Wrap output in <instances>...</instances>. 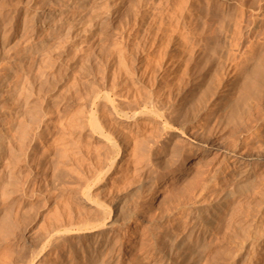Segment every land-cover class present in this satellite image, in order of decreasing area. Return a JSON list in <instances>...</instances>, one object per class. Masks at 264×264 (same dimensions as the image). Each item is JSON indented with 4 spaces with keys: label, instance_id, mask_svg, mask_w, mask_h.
<instances>
[{
    "label": "rangeland",
    "instance_id": "374dc122",
    "mask_svg": "<svg viewBox=\"0 0 264 264\" xmlns=\"http://www.w3.org/2000/svg\"><path fill=\"white\" fill-rule=\"evenodd\" d=\"M227 1L96 0L92 6L83 5L75 13L57 14L44 27L40 21L35 26L33 36L19 33L5 44V48L0 50V84L4 81L0 85V135L6 137L8 147L5 152L0 150V264H82L80 260L72 258L73 254L72 257L68 255L63 243L57 252L54 248L44 250L40 258L37 251L40 242L55 231L72 224L77 225L83 218L93 216L95 212L92 211L93 208L95 211L97 203L109 205V209L111 206L113 209L110 211L117 208L120 210V217H130L128 226L135 228L132 237L139 241L134 250L136 252L131 257L125 256L127 260H123L121 264H139L136 260L140 255L139 245L155 249L165 247L164 252L169 254V260L167 257L165 259L169 264H174L173 257L179 259V256L182 257L181 261L184 259L182 263L190 262L188 264H200L201 257L206 260L202 264H245L252 241L256 244L264 237V231L258 230L256 220L264 218V167L251 177V180L257 179L255 183L253 180L249 183L244 198H240L225 212L220 228L215 229L217 231L208 226L207 235H204L201 228L197 237L193 227L196 223L199 225V222L195 219L191 225L193 227L190 226L191 229L188 230L190 227L187 226L185 233L183 232V242L187 245L182 242V246H179V239L173 245L169 240L174 234L179 237V225L186 224L191 217L186 211L190 196L205 185L207 192L213 186L220 185L218 182L220 183L219 178L222 176L221 171L226 158L230 157L229 153L224 152L232 149L236 141H241L250 150L247 149L252 158L264 157V136L262 139L260 135L256 136L258 129L255 133L249 132L250 126L256 125L259 128L258 124L264 120V83L258 96L248 101L250 115L244 120L242 128H237L226 120L218 125L215 114L211 117L206 115L207 111L216 109L222 103L220 99L226 88H211L203 95V102L197 113L199 116L195 122L192 121L191 131H202L203 137L211 140L212 145L219 149V153L210 156L207 162L198 159V152L193 153L187 146L179 145V139L170 137L164 140L159 134L155 136V125L150 118L138 117L130 130L132 143H129L127 152L132 153L129 165L116 168L108 178L103 179L95 188L96 193L93 192L94 199L84 200L79 194L81 184L90 179L95 170L111 161L102 141L96 138L95 133L90 134V123L99 114L97 108L95 110L94 98L97 94L106 92L114 99L113 106L105 105L108 109L100 111L104 120H107L102 123L101 129L106 133L112 131V136L121 139L123 132L127 133L124 115L146 105L147 95L156 93L161 83L158 77L163 73L171 75L179 68L188 69L186 77L180 82L173 81L172 84L175 105L186 110L182 103L187 101L186 95L191 89L189 87L196 86L199 74L206 75L197 88V94L205 92L215 75H219L225 66H230L232 72L238 68V63L242 66L241 62L250 59L246 64L243 62V66L252 71L255 67L253 60L257 57L255 60H260L264 70V0L260 2V16L238 26V29H242L249 25L251 31L244 28L238 32L237 29L234 37L231 36V30L236 22V14L224 8L223 4ZM239 1L228 2L235 6ZM39 4H42L41 0L37 5L42 7ZM56 9L59 10L57 3L52 5V10ZM237 21H240L239 18ZM55 26L58 29L53 31ZM48 37L50 42L46 51L35 56L25 52L24 48L29 44L40 43ZM229 42L230 45L235 43V48L227 45ZM190 49L194 52L191 57H186L187 50ZM249 51H253L255 57ZM157 65L162 69L157 71L158 75H153ZM231 72L229 75L223 74L224 81H227ZM154 77L155 81L157 79L155 84ZM219 90L224 91L221 93ZM116 98L123 100V103L115 100ZM111 106L113 111L110 112ZM176 118L174 121L177 124H172L174 127L179 125V116ZM137 120L146 126L140 125ZM139 125L142 128L139 129ZM133 142L136 144L134 151ZM160 143L163 147L151 156L153 162H149V146ZM163 149L166 150L162 151ZM131 162L134 164L131 165ZM181 163L186 164L185 169L195 166L179 180ZM139 167L149 170L147 174H143L145 177L138 171ZM172 173H176L178 179L165 185L162 180ZM112 177L117 180L108 188ZM123 178L127 181L124 185L121 183ZM102 185L105 186L104 189ZM212 205L211 201L201 204L196 216L199 214L210 218ZM257 215L260 216L256 217ZM246 229L250 233L244 237ZM126 238L122 240L125 248L130 243ZM206 238L212 239L211 245V240ZM191 239L202 244L198 242L191 248ZM203 245V249L208 245L204 251L201 248ZM183 250H187L188 254L184 255L186 251ZM199 251H203V254ZM250 257V264H264V245L257 246ZM98 259L92 260L94 263L91 264H101ZM193 259L199 262H194ZM167 262L164 264H168Z\"/></svg>",
    "mask_w": 264,
    "mask_h": 264
},
{
    "label": "bare ground",
    "instance_id": "6f19581e",
    "mask_svg": "<svg viewBox=\"0 0 264 264\" xmlns=\"http://www.w3.org/2000/svg\"><path fill=\"white\" fill-rule=\"evenodd\" d=\"M38 1L39 0H0V50L4 49L5 44L7 42H9L12 38H16L19 35V33L20 34L23 33V35L30 34L31 36H33L36 32L35 26L38 25V23H40V21L43 22L42 26L44 27V25L48 22V20H51L50 18L55 17L57 14L63 15L64 13H68V12H72V11L74 12L76 9L80 8L83 5L92 6V4L96 3V0H41L42 4H39V5H42V7H38V5H37ZM228 1H230V0H228ZM228 1L225 2L224 4L222 2V4L226 10L232 11L237 16V17L235 16L236 22L235 23L233 22L234 27L231 30V36L234 37L240 23H242L246 20H249V19H251V20L257 19L260 16V14H261L260 10H262L261 9L262 5L260 3L261 0H240L239 4H236L235 6L230 4ZM55 3L58 4L59 10H57V9L55 11L52 10V5ZM90 9H91V7H90ZM52 12H55V13H52ZM91 17H93V16H91ZM91 17H90V20H91ZM238 18L240 20L239 22L237 21ZM231 19H233V18H231ZM235 20L233 19V21H235ZM255 21L254 22L251 21V22L255 23ZM258 22H256V24ZM249 23H250V21H249ZM248 26H246L247 28H245V27H243L242 29L239 28L238 32L240 29L243 30L244 28L249 30ZM250 26H251V23H250ZM255 27H257V26H255ZM219 28H221V27H219ZM230 28H232V27H230ZM55 29H56V26L52 30L54 31ZM253 29H254V27H253ZM250 31L251 30H249V32ZM224 34H225V32H224ZM228 35H230V34H228ZM240 35H241V33H240ZM243 35H244V33H243ZM252 35H254V34H252ZM191 36H193V35L191 34ZM262 36L264 37V34ZM258 37H256V38H258ZM227 38H228V36H227ZM230 39H231V37H230ZM234 39H233V41H234ZM49 40L50 39L48 37L40 43L34 42V43L29 44L27 47L24 48L25 52H29L31 55H34V56L36 54H40L42 51H44V50L46 51V48L50 42ZM230 41H232V39ZM258 41L260 42V40H258ZM230 43L231 42H229V44H227V45L234 47L233 45L235 43L233 45L232 44L230 45ZM251 43L253 44V41ZM184 44L186 45V43H184ZM184 51H182V52H184ZM193 52H194V50L193 51H191V49H190V51L187 50L186 57H187V55H188V57H191ZM252 52H250V53H252ZM219 54H220V52H219ZM223 54H225V53H223ZM246 54L248 55V52H246ZM240 55L242 57H244L242 53ZM252 55H253V53H252ZM252 55H250V56H252ZM184 57H185V55H184ZM224 57H225V55L223 56V58ZM253 57H255V56L253 55ZM185 59L186 58H184V60ZM240 59H243V58H240ZM255 59L254 60L252 59L253 62L255 61V67L252 71H249L246 67L243 66V64L244 63L246 64V62L249 61L250 59L246 60V62L243 61L244 63L241 62L242 61L241 60L240 62L242 63V66H239V63H238V68L233 70L232 72L230 71L231 70L230 66H225L224 70L219 75H215L213 82L207 87L205 92L202 93L199 91L200 93L197 94V92L199 90L197 88H199V86L201 85L200 82L204 81L203 80L204 75H206L204 73L199 74L198 75L199 79L197 80L198 82L197 83L195 82L196 86H194L193 88L189 87L191 89L188 93V96L186 95L187 101L184 100L182 103V105L186 107V110L181 109L182 107L180 108V105H179V108H178V106L175 105V102H174L175 100H173V96H174L175 92H174V90H172V84H173V81L179 80V82H180V80H182L184 77H186L188 69L186 70V67H184L183 69L179 68V70L174 71L176 73H172L171 75H170V73L169 74H164V73L161 74L160 77H158L159 78L158 80H160L161 83H160L158 89L156 90V93L151 92V93H149V95H147L148 97L146 96L147 97L145 99L146 105L144 107L141 106V108H139L140 110H138V111H132L131 114L124 115L123 120L125 122L124 126H125V131H127V133L126 132H123V134L121 133L123 135V138H121V139L119 137H118L119 138L118 139L116 136H112V133H110L112 131L106 133L105 131H103L101 129L102 123H106L104 121H107V120H104L105 117L102 114H100V113H102L100 111L104 110L103 108H105V110L108 109V107H107V109H106V107H104L105 105L110 106V104H112V106H113V102H114L113 100L114 99H113V97L111 99L110 95H108L106 92L105 93L99 92L100 94H97L96 98H94V99H96L95 110L97 108V111H99V114L95 118V120L90 123V126H89L90 127V134L95 133L97 135V136L95 135L96 138L98 140L102 141V144L106 150V155L108 158L111 159V161L107 162L106 166L100 167L97 170H95L94 173H92L93 175L90 176L91 177L90 179L86 180L82 184L79 183V185L81 184V186H80L81 188L79 191L80 196L83 199L85 198L88 200L93 198L92 196H93V192H94L95 188L98 186V184L103 179L108 178L113 172H115L116 168L118 169V167L120 168L122 166L129 165V163L131 161L130 158H131V153H132L131 151H130L131 153L127 152L128 146H130L129 143H132V142H130V140H132L130 137V132H131L130 130L132 127H134L135 124L133 122L136 121L135 119L136 118L138 119V117L143 118V119L144 118L145 119L150 118V120L155 125V128H154L155 130L154 131L152 130L154 132L153 134H155V136H157L159 134L160 137L164 140L169 139L170 137L177 138V140L179 139V145L181 144L183 146H187L188 150L192 151L193 153L198 152L199 156H200V157L198 156L199 157L198 159L200 161L202 160V161L207 162L208 158L210 156L216 154L217 152L219 153V149L215 148L212 145V142H210L211 140L209 141L208 139H205L203 137L202 131H199V132H201L200 134H198L199 133L198 131H197L198 133L193 132V130L191 131L192 121H194L195 119L197 120V118H198L197 116H199V115H197V113L199 112L198 110L201 108V104H202L203 98H204L203 95L205 96V93H207L211 88H213V89L218 88L219 89L221 87V88H226L225 91L223 90L224 92L220 91L221 89L219 90L221 93L223 92L222 98H221L222 101L220 99V102H222V103L219 102L220 104L216 107V109H212L211 111H207L208 114H206V115L211 117V115L215 114L216 122H217L216 124H218V125H220L221 122L224 123L225 121H223V120H226L228 123L235 124V126L237 128H239V127L242 128L244 126V123H243L244 120L250 115V111H249V107H248V103H249L248 101L252 98L255 99L258 96V93L261 90V88L263 87V83H264L263 82L264 70L262 69V63L260 62L259 59L258 60H255ZM182 65H183V61H182ZM252 66H253V64H252ZM160 68H161V66L157 65L156 71L153 72V75H155V74L158 75L157 71L160 70ZM230 72H231V74L228 77L227 81H224L223 80V77H224L223 74H225V73L228 74ZM149 74H148V77H149ZM140 78H142V77H140ZM138 81H139V77H138ZM3 83H4V81H2V84H0V85H3ZM153 83L154 84L157 83V79L155 81V77L153 79ZM196 89H197V91H196ZM204 89H202V90H204ZM221 93H220V95H221ZM162 96H164L166 98H164ZM218 98H219V96H218ZM115 100H117V98ZM119 100H117V101H119ZM121 102H119V103L121 104ZM112 106H111L110 112L113 111ZM121 106H120V108H121ZM122 107H124V105ZM136 107H138V105ZM123 109H121V110H123ZM132 110H133V108H132ZM107 112H109V111H107ZM120 112H122V111H120ZM114 114H116V113H113V115ZM176 116H179V121H178L179 125L174 127L177 124V123L175 124L176 121H174ZM208 116H206L207 120H208ZM260 117H261V115H260ZM118 119H119V117H118ZM213 119H211V120H213ZM258 121H259V119H258ZM108 123H107V125H109ZM173 123H174V126H172ZM259 123H260V121H259ZM139 124H140V122H139ZM143 126H146V125H143ZM258 126H260V127L258 128L256 125L250 126L249 132L255 133L256 129H258V133H257L258 135H256V136L260 135L261 139H262V137L264 136V120H262V122L260 123V125L258 124ZM140 128H142V127L140 126L139 129ZM143 130H141V131H143ZM137 131H140V130H137ZM5 138L6 137H4V135H0V143H1V149L0 150H1V152H5V150L8 147L7 146L8 142L6 141L7 139H5ZM158 138H159V136H158ZM152 140L156 141L155 139H152ZM170 141H172V140H170ZM158 142H159V139H158ZM133 144H134V142H133ZM135 145L136 144H134V146H133V149H132L133 151H134ZM131 146H132V144H131ZM164 146H166V145L164 144ZM162 147H163V144H161V143L159 145L153 144V145L149 146V149H148V151H149L148 161L149 162H153V160H151V156L154 155V153ZM247 149L248 148H245V145L241 144V141H240V143L236 141L233 144L232 149H230L228 152L227 151L224 152L225 154L229 153L230 157L228 159L226 158V163H225L224 168L222 167L223 168L222 171L219 170V171H221V174H222V176L219 178L220 183L218 182V184H220V185L213 186L214 188H212L210 192L208 191L209 193L206 191V185H205L204 187H201L199 192H197V193L195 192V194H193V195L191 194L192 196H190L189 202L187 203V207H186V211L189 215H191V217L189 218V220L187 221L186 224H182V226L179 225V237H178V234H176V235L174 234V236H172L173 238H171L169 240L173 245H176L175 242L179 239V246H182L183 232L186 230L187 226L190 227L191 225H193V223L195 222V219L199 222V225H198V223H196L195 227H193V226H191V227L194 228V233H197V237H199L198 235L200 234L201 228L203 230L201 232L204 235L205 234L207 235V227L208 226L209 227L211 226L212 229H214V230L219 229L220 224L223 222L222 221L223 216L226 215L225 212L229 209L230 206L232 207L235 202L237 203V201L243 197V195L246 192V189L250 185L249 183L252 182V180L254 181L253 183L256 182L255 181L257 179L256 176H254L256 178L255 180L254 179L251 180V177L254 174H256L258 170H260V169H262V167H264V157L262 156V157H258V158H252L248 154L249 149L248 150ZM129 150H130V148H129ZM165 150L163 149L162 151H165ZM222 161H223V159H222ZM133 164L131 162V165H133ZM185 165L183 163L182 167H179V180L182 177V175H184V173H187L186 171H190L195 166L194 165V166L190 167L189 169L187 167V169H185V167H184ZM147 170L148 169H146L144 167V168H140L138 171H141V175H143V174L145 175V173L147 174ZM154 171H156V170H154ZM118 172L119 171H117V174H118ZM196 172H198V171H196ZM262 172H263V170L261 171V173ZM152 173H153V171H152ZM161 174H163V173H161ZM219 174H220V172H219ZM258 174H257V176H258ZM177 176L178 175L176 173H172V175L170 177L165 178L162 181L164 184L166 183L165 185H167L169 183L172 184V180L174 181ZM111 179L112 180L109 183V185L105 184V186L108 185L107 186L108 188L111 184L116 182L115 180H117L116 177H112ZM176 179H178V178H176ZM155 180H157V179L155 178ZM125 182H127V181H126V179L123 178L121 181L122 185H124ZM105 186H103V189ZM179 186H180V184H179ZM250 187L252 188V186H250ZM248 190H251V189H248ZM94 193H96V192H94ZM207 201H211V203H213V205H212L213 206L212 216L210 218L203 217L204 215L199 216V214L196 216L198 209H199V206H201V204H203V203H206ZM85 202H87V201H85ZM95 207H96L95 211H94V208L92 211V212H95V213H93L94 214L93 216L91 215L92 217L88 216V217L83 218L81 220V222L80 221L78 222L79 224H77V225L72 224L70 227H64V228L62 227L63 229H61L60 231H57V232L55 231V233L50 235V237H48L47 239H44L43 242H40L41 245L39 247V250L37 251V255L39 256V258L41 256H43L44 250H49L50 248H54V251H56L60 248V245L62 243L64 244V248H67L68 255L71 256V254H73L72 255L73 257L72 256L71 257L74 260L75 259L80 260L82 264H91V262H93L96 258L100 259L101 264H112V263L121 264L123 260H127V259H125V256L127 258L131 257L133 252H136L134 250L136 248V245L139 244V241L136 238L132 237V235L135 231V228H131L127 224L130 221L129 220L130 217H127V218H124L125 216L120 217V215H119L120 210L118 211V209L116 208L115 210L110 211L111 206L109 209V205H103V204L101 205V204L97 203V205H95ZM259 216L257 215L256 217H259ZM256 220H257V225L259 227L258 230L260 232H263L264 231V218L261 217L260 219L258 218ZM191 227L188 230H190ZM215 231H217V230H215ZM125 232H127V234H125ZM174 232L177 233L176 231H174ZM244 232H245L243 235L244 237L250 233V231L247 229ZM260 232H258V233H260ZM189 233H190V231H189ZM211 234H213V233H211ZM126 235H127V238H126ZM184 235L186 237V234H184ZM189 235H191V234H189ZM124 237L127 239L126 240L127 242L128 241L130 242L127 244L126 248L122 246V243H123L122 240ZM193 237H195V236H193ZM204 238H205V236H204ZM209 238H211V236ZM199 239H202V238H199ZM191 240L189 241V242H191L190 243L191 248L194 247V245L199 242L197 240L198 242L195 243L194 240H192V241ZM195 240H196V238H195ZM207 240H209V239H207ZM210 240H211V243L209 242ZM210 240L208 241V243H210L209 245L212 244V239H210ZM189 242H188V244H189ZM253 242L254 241H252V243L250 242L251 243L250 244V252H249V256L247 257V259L245 261V264L251 263L252 258L250 257V255H252L254 253L255 248L257 246L262 247L264 245V237H261L260 240L258 241V243H256V244ZM183 243H185V242H183ZM65 244H67V245L65 246ZM200 244H202V243H200ZM139 246H140V249H138V252L140 250V255L137 256V258H136V260L138 261L137 263H139V264H164L165 262H167L169 260L168 259L169 254L167 255L166 252H164L165 247L163 248L161 246L162 247L161 249L160 248L155 249L153 247L145 248L142 245H139ZM204 246L205 245H203L201 248L203 249ZM207 246H206V248H208ZM199 247H200V245H199ZM206 248L203 249V251L206 250ZM188 249H189V247H188ZM196 249H198V248H196ZM107 250H108V252H106ZM33 251H34V249H33ZM172 251H174L173 248H172ZM184 251H186V252L183 254L186 255L187 250H183V252ZM193 251L191 253H193ZM195 251H197V250H195ZM202 252H200V253L203 254ZM161 253H164V254L162 256H159L158 254H161ZM56 254H54V255H56ZM59 254H60V252H59ZM193 255H196V254H193ZM190 256L191 255H189V260H191ZM196 256L198 257V256H202V255L199 254ZM196 256H192V257L196 258ZM52 257H54V256H52ZM166 257L168 259L167 261L165 259ZM173 258H174V259H172L173 261L172 260L171 261L174 264H188V263H190V262H188V263L183 262L182 263V261H184V259L181 261V258H182L181 256H179V259L176 257H173ZM201 259H200L201 260L200 264H202L206 261L202 257H201ZM185 260L188 261L187 259H185ZM193 260H194V262L198 261L195 259H193ZM129 261H130V259H128V262ZM40 263H41V261H40ZM193 264H195V263H193Z\"/></svg>",
    "mask_w": 264,
    "mask_h": 264
}]
</instances>
